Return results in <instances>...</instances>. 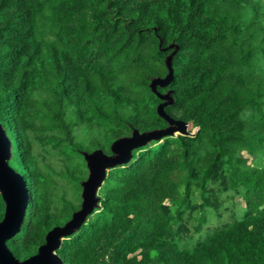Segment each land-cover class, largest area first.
I'll return each mask as SVG.
<instances>
[{
    "label": "trees",
    "instance_id": "trees-1",
    "mask_svg": "<svg viewBox=\"0 0 264 264\" xmlns=\"http://www.w3.org/2000/svg\"><path fill=\"white\" fill-rule=\"evenodd\" d=\"M165 101L196 130L107 169L63 264H264V0H0V124L28 194L15 258L81 207L84 153L166 128ZM225 193L242 213L181 247L185 215ZM5 207L0 192V222Z\"/></svg>",
    "mask_w": 264,
    "mask_h": 264
},
{
    "label": "water",
    "instance_id": "water-1",
    "mask_svg": "<svg viewBox=\"0 0 264 264\" xmlns=\"http://www.w3.org/2000/svg\"><path fill=\"white\" fill-rule=\"evenodd\" d=\"M166 65L168 67L167 75L162 79H153L152 88L156 83L164 85L171 79L170 55L166 58ZM160 97L171 101L168 93L160 95ZM167 101L157 106L158 113L169 122L166 128L151 130L142 134L134 130L131 137L119 138L111 144L113 155H106L100 149L84 153L89 174L87 179L81 182V207L72 213L71 218L63 226H55L50 229L45 236V243L38 247L37 253L23 261L15 258L5 243L19 231L28 194L22 176L7 163L10 156V141L0 124V192L6 203L4 217L0 222V264H63L56 253L61 240L78 229L96 206L98 201L97 189L106 176L107 169L128 162L134 148L151 140H159L166 135L191 134L188 130L189 123L174 120L164 113L163 106Z\"/></svg>",
    "mask_w": 264,
    "mask_h": 264
},
{
    "label": "rangeland",
    "instance_id": "rangeland-1",
    "mask_svg": "<svg viewBox=\"0 0 264 264\" xmlns=\"http://www.w3.org/2000/svg\"><path fill=\"white\" fill-rule=\"evenodd\" d=\"M188 130H190L191 133L195 131L194 128H191L190 126L188 127ZM243 155L247 157L249 162L251 161L252 157L250 155H248L244 151ZM221 199L222 200L217 212L213 209H207L205 211V221H202V213H200L199 210L193 212L191 216H189L188 214L185 215V224L187 226V231H185V234H189L191 237L180 241L179 245L181 247H192L199 239L206 236L207 231L212 230L216 226L231 222L234 217H237L242 213L243 201L238 195L228 197L227 193H225L223 194ZM195 201L199 203L201 201V198L197 196L195 198ZM198 224H201L199 230L195 228V226Z\"/></svg>",
    "mask_w": 264,
    "mask_h": 264
},
{
    "label": "clouds",
    "instance_id": "clouds-1",
    "mask_svg": "<svg viewBox=\"0 0 264 264\" xmlns=\"http://www.w3.org/2000/svg\"><path fill=\"white\" fill-rule=\"evenodd\" d=\"M189 126H190L191 128H194V127H192V126H191V124H190V123H189ZM194 130H196V128H194ZM189 132L191 133V131H190V130H189ZM192 133H194V131H193ZM192 133H191V134H192ZM161 139H162V138H161ZM161 139H159V140H161ZM65 238H66V237H65Z\"/></svg>",
    "mask_w": 264,
    "mask_h": 264
}]
</instances>
